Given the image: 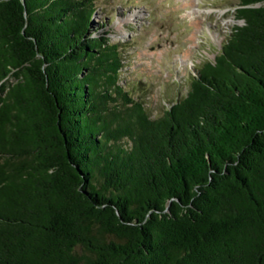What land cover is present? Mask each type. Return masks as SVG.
Returning <instances> with one entry per match:
<instances>
[{"label":"trees","instance_id":"1","mask_svg":"<svg viewBox=\"0 0 264 264\" xmlns=\"http://www.w3.org/2000/svg\"><path fill=\"white\" fill-rule=\"evenodd\" d=\"M95 0H0V264H264V0L153 117Z\"/></svg>","mask_w":264,"mask_h":264},{"label":"rangeland","instance_id":"2","mask_svg":"<svg viewBox=\"0 0 264 264\" xmlns=\"http://www.w3.org/2000/svg\"><path fill=\"white\" fill-rule=\"evenodd\" d=\"M90 29L110 32L124 66L119 82L153 117L187 95L191 79L214 61L236 24L240 0H95Z\"/></svg>","mask_w":264,"mask_h":264}]
</instances>
